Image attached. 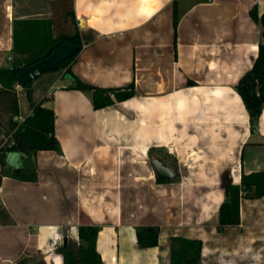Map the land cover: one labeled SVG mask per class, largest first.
<instances>
[{"label":"crops","instance_id":"crops-1","mask_svg":"<svg viewBox=\"0 0 264 264\" xmlns=\"http://www.w3.org/2000/svg\"><path fill=\"white\" fill-rule=\"evenodd\" d=\"M253 6L260 15L264 0H0V65L14 63L15 20L51 17L54 33L67 31L72 9L83 43L72 71L136 86L95 109L62 73L34 79L44 77L32 100L54 110L60 150L32 153L35 179L3 175L0 264H86L81 224L98 226V264H169L173 235L201 239V264L264 262V194L242 195L239 223L217 229L228 185L264 170V104L252 127L235 87L263 41ZM18 102L22 120L31 106ZM23 161L10 152L2 169ZM139 224L159 226L157 245H138Z\"/></svg>","mask_w":264,"mask_h":264},{"label":"trees","instance_id":"trees-1","mask_svg":"<svg viewBox=\"0 0 264 264\" xmlns=\"http://www.w3.org/2000/svg\"><path fill=\"white\" fill-rule=\"evenodd\" d=\"M55 15L58 18L61 17L56 12ZM64 15L70 17L72 25L67 31L61 30L56 33L53 29L55 20L51 17L21 19L14 22L12 45V49L16 52L14 63L11 66L0 65V183L5 174L22 179H35V166L34 163H30L32 153L39 149L60 150L59 141L55 136L54 110L32 100L34 79L22 85L30 103L31 112L22 120L16 118L20 114L16 84L19 83L17 74L20 65L29 64L46 56L60 42L67 41L78 46L79 50L82 48L83 43L72 9H67ZM250 15L255 21L261 23L263 41L259 43L252 66L240 76L235 87L249 113V120L253 127L264 104V8L259 15L257 7L253 6L250 9ZM177 22L178 12L173 2L174 29ZM76 54L62 61L56 70L46 71L44 74L60 71L62 76L66 73L71 74V84L67 88H76L90 93L95 109L127 99L135 94L134 80L119 86H99L79 78L69 65ZM13 151H21L24 154L23 164L3 170L8 153ZM263 194L264 170L243 172L239 184L228 185L226 198L219 205L217 229L222 230L226 225L239 223V202L242 195L259 197ZM159 230L158 225H136L135 235L138 245L140 247L157 245ZM97 231L98 226L94 224H81L78 227L79 239L85 241V245H81L78 252V260L81 262L100 263L101 258L96 250ZM169 246V264H201V239L173 235ZM62 251L65 260L73 257L70 255L73 251L69 250L68 246H62ZM245 264H264V262Z\"/></svg>","mask_w":264,"mask_h":264},{"label":"water","instance_id":"water-1","mask_svg":"<svg viewBox=\"0 0 264 264\" xmlns=\"http://www.w3.org/2000/svg\"><path fill=\"white\" fill-rule=\"evenodd\" d=\"M78 51V46L67 41L60 42L46 56L19 66L17 74L19 84L24 85L46 71L56 70L62 61L73 57ZM64 77L72 79V75L68 73Z\"/></svg>","mask_w":264,"mask_h":264},{"label":"rangeland","instance_id":"rangeland-1","mask_svg":"<svg viewBox=\"0 0 264 264\" xmlns=\"http://www.w3.org/2000/svg\"><path fill=\"white\" fill-rule=\"evenodd\" d=\"M62 71L60 72H56L54 74H52L51 76H55L57 74H61ZM44 77H41V78H38L36 81H34L32 83V85L36 88V89H42L43 87H45V80L43 79ZM17 92H18V95L19 97L21 98V101L22 102H25V99H26V95H25V92H24V89L22 88V85L18 84L17 85ZM30 104V103H29ZM24 105V104H23ZM28 104L25 103V106H23L22 110L23 112H26L28 110Z\"/></svg>","mask_w":264,"mask_h":264},{"label":"built area","instance_id":"built-area-1","mask_svg":"<svg viewBox=\"0 0 264 264\" xmlns=\"http://www.w3.org/2000/svg\"><path fill=\"white\" fill-rule=\"evenodd\" d=\"M51 93H52V91H51V90H49V91H48V94H51Z\"/></svg>","mask_w":264,"mask_h":264}]
</instances>
